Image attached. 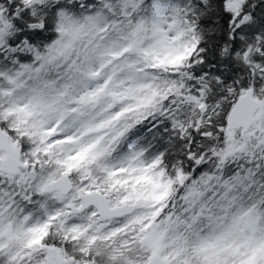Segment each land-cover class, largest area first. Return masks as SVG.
Instances as JSON below:
<instances>
[{"label": "snow or ice", "instance_id": "obj_1", "mask_svg": "<svg viewBox=\"0 0 264 264\" xmlns=\"http://www.w3.org/2000/svg\"><path fill=\"white\" fill-rule=\"evenodd\" d=\"M0 264H264V0H0Z\"/></svg>", "mask_w": 264, "mask_h": 264}]
</instances>
